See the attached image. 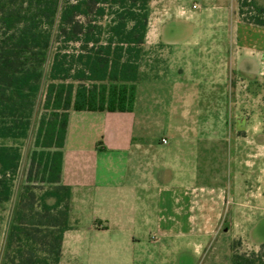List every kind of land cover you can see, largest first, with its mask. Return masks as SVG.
I'll return each mask as SVG.
<instances>
[{
    "label": "rangeland",
    "instance_id": "obj_1",
    "mask_svg": "<svg viewBox=\"0 0 264 264\" xmlns=\"http://www.w3.org/2000/svg\"><path fill=\"white\" fill-rule=\"evenodd\" d=\"M60 4L54 0L45 28L46 75ZM162 38L176 42L183 56L177 48L146 51L139 114L148 116L151 137L208 138L195 145V168L200 184L215 188L218 197V232L201 240L199 255H189L185 263L232 264L235 250L250 252L264 243V28L240 20L238 0H153L146 39ZM46 85L45 79L27 136L0 139V147H12L19 155L12 197L0 204V264L22 191L47 189L55 176L53 153L66 114L45 108ZM189 147L184 146L187 158ZM162 243L157 239L154 250H139L128 264H180L182 255L165 256Z\"/></svg>",
    "mask_w": 264,
    "mask_h": 264
},
{
    "label": "trees",
    "instance_id": "obj_2",
    "mask_svg": "<svg viewBox=\"0 0 264 264\" xmlns=\"http://www.w3.org/2000/svg\"><path fill=\"white\" fill-rule=\"evenodd\" d=\"M152 1L61 0L46 75L45 28L54 0H0V139L27 136L45 79V108L66 114L53 153L55 176L47 189L22 191L3 264H60L72 198L61 183L68 112L134 110ZM238 14L243 23L264 28V3L238 0ZM18 159L14 148L0 147V204L12 197ZM232 264H264V243L235 250Z\"/></svg>",
    "mask_w": 264,
    "mask_h": 264
},
{
    "label": "crops",
    "instance_id": "obj_3",
    "mask_svg": "<svg viewBox=\"0 0 264 264\" xmlns=\"http://www.w3.org/2000/svg\"><path fill=\"white\" fill-rule=\"evenodd\" d=\"M149 48L179 49L163 38L146 39ZM143 76L132 112H68L61 183L72 198L60 264H128L139 250L157 248V239L165 256L182 255L186 264L201 240L218 232L217 191L200 184L194 162L195 145L208 138L151 137L148 116L139 114Z\"/></svg>",
    "mask_w": 264,
    "mask_h": 264
},
{
    "label": "built area",
    "instance_id": "obj_4",
    "mask_svg": "<svg viewBox=\"0 0 264 264\" xmlns=\"http://www.w3.org/2000/svg\"><path fill=\"white\" fill-rule=\"evenodd\" d=\"M162 142H163L164 144H167V143H168V141H167L166 139H163Z\"/></svg>",
    "mask_w": 264,
    "mask_h": 264
}]
</instances>
